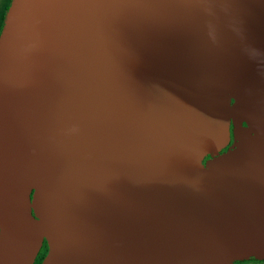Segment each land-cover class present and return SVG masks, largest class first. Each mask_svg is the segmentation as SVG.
Masks as SVG:
<instances>
[{"label":"water","instance_id":"95a60500","mask_svg":"<svg viewBox=\"0 0 264 264\" xmlns=\"http://www.w3.org/2000/svg\"><path fill=\"white\" fill-rule=\"evenodd\" d=\"M42 240V264L264 259V0H12L0 264Z\"/></svg>","mask_w":264,"mask_h":264},{"label":"flooded vegetation","instance_id":"af4514ba","mask_svg":"<svg viewBox=\"0 0 264 264\" xmlns=\"http://www.w3.org/2000/svg\"><path fill=\"white\" fill-rule=\"evenodd\" d=\"M12 0H0V35L4 25V21L8 10L10 8ZM225 151V150H224ZM209 158H206V160ZM48 247L45 240L41 241L40 247L33 259L32 264H42L43 259L47 255ZM233 264H264V259L250 258L247 260L235 261Z\"/></svg>","mask_w":264,"mask_h":264}]
</instances>
